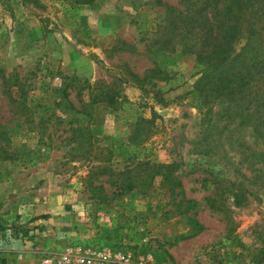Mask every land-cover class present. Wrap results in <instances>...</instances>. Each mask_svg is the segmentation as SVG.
<instances>
[{"label": "rangeland", "instance_id": "rangeland-1", "mask_svg": "<svg viewBox=\"0 0 264 264\" xmlns=\"http://www.w3.org/2000/svg\"><path fill=\"white\" fill-rule=\"evenodd\" d=\"M162 2L0 0V223L33 230L50 217L24 249L23 238L0 239V264H37L75 239L135 246L150 264H264L263 145L251 109L238 113L227 97L204 104L196 55L153 44L165 2L179 4ZM149 67L169 77L129 74ZM93 85L115 103L84 106ZM140 160L173 161L180 182L150 179ZM128 169L136 185L120 187ZM215 172L252 193L238 202L220 191L212 211ZM51 240L63 244L44 247Z\"/></svg>", "mask_w": 264, "mask_h": 264}, {"label": "trees", "instance_id": "trees-1", "mask_svg": "<svg viewBox=\"0 0 264 264\" xmlns=\"http://www.w3.org/2000/svg\"><path fill=\"white\" fill-rule=\"evenodd\" d=\"M158 3L163 5L164 2L158 0ZM164 5H166L165 15L163 22L156 25L153 44L161 49L180 51L183 55L190 53L196 55L197 62L203 69L194 81V89L199 93L204 104L227 97L229 102L236 104L238 113L243 108L251 109L250 120L253 130L263 145V151L260 157H257V161L263 165L264 158L261 157H264V0H179V4L165 2ZM129 74L141 83L149 77L159 79L169 77L157 67L145 69L142 77L133 71ZM100 100L110 104L115 103L108 91L93 85L90 100L84 106L88 107L91 102ZM72 106L75 111L89 114V109L86 107L82 109L76 108L75 104ZM212 129L214 128L208 130L206 137L208 142L213 140ZM145 138L132 135L133 141L137 143ZM7 155H0V158L7 159ZM138 165V167L143 166L142 170L150 179L161 175L164 181L171 184V189L180 182L179 176L173 169V161L155 165L150 164L148 160H140ZM154 166H156L155 171L151 172ZM139 170L137 168L135 171L136 175L140 176ZM102 171H99L101 175ZM126 172L129 174L125 177L124 183L120 181L119 186L133 188L136 183L131 177L130 169ZM126 172L118 173L120 175ZM111 175L115 177L112 173ZM213 175L214 191L208 198L212 211L218 212L223 206V202L222 205L216 204L215 198L220 191L229 190L238 202L252 193L247 191L242 182L232 181L219 172ZM226 219L229 223L230 219ZM197 225L201 230L202 226L198 223ZM9 227L23 235L37 233L32 229H25L26 224L15 222L10 226H4L0 223V229L5 230Z\"/></svg>", "mask_w": 264, "mask_h": 264}, {"label": "built area", "instance_id": "built-area-1", "mask_svg": "<svg viewBox=\"0 0 264 264\" xmlns=\"http://www.w3.org/2000/svg\"><path fill=\"white\" fill-rule=\"evenodd\" d=\"M28 234L16 233L12 227L0 229V239L12 242L27 239ZM4 237L1 238V237ZM0 240V242H1ZM152 257L139 248L127 244H106L93 239H75L61 250L41 252L37 264H150Z\"/></svg>", "mask_w": 264, "mask_h": 264}, {"label": "crops", "instance_id": "crops-1", "mask_svg": "<svg viewBox=\"0 0 264 264\" xmlns=\"http://www.w3.org/2000/svg\"><path fill=\"white\" fill-rule=\"evenodd\" d=\"M49 220H50V217H48L47 219H43V218H42V219H39V220L36 219V220H34L33 222H31L30 224H31V226H34V229H33V230H34L35 232H37L36 230L39 228V226H42L43 223H46V222H48ZM33 230H32V231H33ZM37 237H38V236H36V237H35L34 239H32V240H36ZM35 242H37V241H31V239H28V238H27V239L24 240V243H25V244H24V243H21L22 245L20 244V245H21L20 247H22V249H24L25 246H30L31 244H33V243H35ZM43 242H45V241H43ZM17 244H18V243H17ZM50 244L54 245V244H56V243H55V241L52 242V240H51V242H48V241H47V242H46V245H44V247L50 246ZM61 244H63L62 241L58 242V243L56 244V246L58 245L57 248L60 247ZM62 248H63V247H62Z\"/></svg>", "mask_w": 264, "mask_h": 264}]
</instances>
